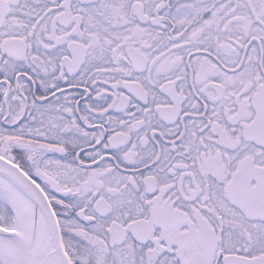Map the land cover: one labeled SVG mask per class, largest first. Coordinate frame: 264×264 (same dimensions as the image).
Masks as SVG:
<instances>
[{
	"label": "snow or ice",
	"instance_id": "1",
	"mask_svg": "<svg viewBox=\"0 0 264 264\" xmlns=\"http://www.w3.org/2000/svg\"><path fill=\"white\" fill-rule=\"evenodd\" d=\"M0 264H264V0H0Z\"/></svg>",
	"mask_w": 264,
	"mask_h": 264
}]
</instances>
